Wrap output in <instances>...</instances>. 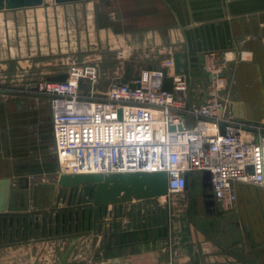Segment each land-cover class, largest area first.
Masks as SVG:
<instances>
[{
    "label": "crops",
    "instance_id": "1",
    "mask_svg": "<svg viewBox=\"0 0 264 264\" xmlns=\"http://www.w3.org/2000/svg\"><path fill=\"white\" fill-rule=\"evenodd\" d=\"M176 53L191 103L206 97L203 58L215 54L230 103L246 121L264 119V0H43L0 10V264H264V188L238 184L234 208L214 221L219 207L208 213L203 190L193 193L197 172L182 194L93 207L91 241L72 239L63 222L32 223L59 188L49 99L36 84L91 62L109 87Z\"/></svg>",
    "mask_w": 264,
    "mask_h": 264
},
{
    "label": "built area",
    "instance_id": "2",
    "mask_svg": "<svg viewBox=\"0 0 264 264\" xmlns=\"http://www.w3.org/2000/svg\"><path fill=\"white\" fill-rule=\"evenodd\" d=\"M224 68L215 54L203 58L208 86L197 104L171 57L104 92L90 63H72L63 82H38L35 92L49 99L57 174L164 172L173 196L186 191L185 175L208 172L214 202L232 210L238 184L264 188V132L230 113ZM165 77H172L171 91L163 89ZM64 191L93 200L92 185L58 188Z\"/></svg>",
    "mask_w": 264,
    "mask_h": 264
},
{
    "label": "water",
    "instance_id": "3",
    "mask_svg": "<svg viewBox=\"0 0 264 264\" xmlns=\"http://www.w3.org/2000/svg\"><path fill=\"white\" fill-rule=\"evenodd\" d=\"M76 0H55V2H66ZM43 0H0V10H15L19 8L37 7L42 5ZM181 53L173 55L174 75H185L186 64ZM67 78L63 74L51 81L63 82ZM128 84V80L121 81ZM130 88L134 86L129 84ZM163 89L172 90V77H165ZM230 113L237 119H244L242 106L230 104ZM209 173H202L203 204L208 213L215 209V202L211 194L209 184ZM187 181V175H185ZM60 188H71L85 184L94 187L92 205L94 208H102L109 205H118L131 201L147 198L167 196V176L164 172L155 173H125L110 175H60L57 181Z\"/></svg>",
    "mask_w": 264,
    "mask_h": 264
},
{
    "label": "rangeland",
    "instance_id": "4",
    "mask_svg": "<svg viewBox=\"0 0 264 264\" xmlns=\"http://www.w3.org/2000/svg\"><path fill=\"white\" fill-rule=\"evenodd\" d=\"M91 64V62H88ZM79 64V63H76ZM82 64V63H81ZM85 64V63H83ZM69 67V66H68ZM68 67L67 71H68ZM97 90L99 92H104L108 86H105L102 81L98 80ZM225 89H227L225 87ZM225 94L228 97V100H231V96L227 94L225 90ZM230 102V101H229ZM230 104H233L232 102ZM245 120V119H243ZM250 123H255L256 125L262 127L263 132H264V119H258L256 121H249ZM201 177L202 173L196 174V178L191 177L190 182L192 183L193 186V193L196 192L199 193L202 190V185H201ZM91 198L90 196L86 197L85 194L74 193L71 194L70 192L64 191V193H58L56 194V198L54 199L51 208L48 209V211H45L44 213L38 214V215H33L32 217V223L35 224V219L37 218V223L42 224V221L44 224L47 226H55L57 224L58 226H61V223L63 222V225L65 226V233L68 232V228L70 230V236H73L72 239L75 240H89L91 241V229H88L87 227H91ZM217 217H214V221L216 218H221L223 219V216L225 211L219 210L217 211ZM223 215V216H222ZM224 220L226 222H229V220L226 219V216L224 217ZM212 222V221H211ZM214 229V226H211ZM61 233H59L60 235ZM68 234V233H66ZM55 237V234H52ZM69 236V235H65Z\"/></svg>",
    "mask_w": 264,
    "mask_h": 264
}]
</instances>
